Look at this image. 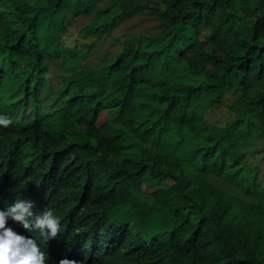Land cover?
<instances>
[{"label": "trees", "instance_id": "obj_1", "mask_svg": "<svg viewBox=\"0 0 264 264\" xmlns=\"http://www.w3.org/2000/svg\"><path fill=\"white\" fill-rule=\"evenodd\" d=\"M116 5L125 16H157L166 45L155 54L146 44L154 37L130 35L115 58L89 68L109 67L110 84L105 69L94 77L73 65V81L56 87L53 59L77 51L64 44L68 21L93 14L83 32L98 41L111 35ZM173 51L205 73L159 85L156 98ZM234 88L236 117L205 120ZM31 96L33 121L0 137V202L45 206L47 264H264V183L242 149L264 137V0H0V118ZM190 133L224 138V161L194 163ZM133 144L135 159L125 156ZM143 190L154 211L136 195ZM128 200L136 216L121 222L114 210Z\"/></svg>", "mask_w": 264, "mask_h": 264}, {"label": "rangeland", "instance_id": "obj_2", "mask_svg": "<svg viewBox=\"0 0 264 264\" xmlns=\"http://www.w3.org/2000/svg\"><path fill=\"white\" fill-rule=\"evenodd\" d=\"M117 8L118 7H115L112 10H115ZM123 18L126 19L120 20L118 25L115 26L114 30L112 31V33L116 37L121 39V41L130 35H145L147 37H154L155 39L152 40L148 39V41H146V44L148 45L150 50L155 52V54L159 53L162 47L166 45L165 41L159 36L160 23L157 16L147 11L146 12L141 11L131 16H124ZM90 19H91V15H81L75 17V22H73L70 25V30L64 33L63 40L65 42V46L77 47L80 49V51L69 52V55L72 57L62 56V54H60L58 57L53 59L54 61V66L52 67L53 73H50V75L52 82L56 87L61 84L60 82H58V75L61 73V69L58 66L59 64L58 61L60 60V58L68 59V63H67L68 68L71 65H79L80 62L82 61L83 68L89 69L92 64L95 66L100 65L104 57H112L115 55V52L117 51L116 48L119 47V43L117 41H114L112 36H106L105 35L106 33L103 35L104 36L103 40L96 41L95 43L92 42L93 39L95 38L94 36L84 35L83 29L86 27ZM192 37H193L192 31L185 32L180 35V39L183 41H188ZM92 44L94 45L92 46ZM86 46H89L92 49L101 47V49L99 50L98 53L92 54L86 50ZM53 50H55V48ZM58 51H62V48H59ZM173 52L174 53H172L173 55L170 57V63H168V67L164 77L161 79H157L156 80L157 85L152 89L151 95L156 98H160L159 85L165 82H174L177 81L178 79H186L193 82H197L199 79H201V77L205 73L204 71L202 72L191 71L186 65L185 61L180 57L179 52L178 51H173ZM8 59L11 63H15L12 58L9 57ZM110 75H111V71L110 68L108 67L105 77V84H110L109 83ZM10 78L14 81H18L19 84H25L24 80H19L18 78L12 76H10ZM44 84H51V81L47 80L44 82ZM145 86L146 85H143L142 87L145 88ZM235 90L236 88L230 91V93L224 98L225 100L224 105L210 108L205 115V120L217 126L227 125L229 121L233 120L236 117V113L230 109V104L233 101H235L236 98L238 97L237 93H235ZM144 94L145 92L142 93V97H145V99L142 100L146 102V104L151 105V98L145 96ZM34 105H35V101L32 96L29 97L28 100L21 99L13 107L14 115L16 117L24 115L30 122H32L35 116ZM190 135H191V143L189 145V149L193 151L192 156L194 158V163L209 162L215 165H220L224 161V153L226 147V140L224 138L217 136L216 138L212 139V142L218 141L219 147L215 154H210L212 150V142L210 143L209 139L203 140L197 134L190 133ZM242 149L246 153V158H247L246 163L250 166H257L259 168L257 169L259 171L258 175L260 180H263L264 183V160L262 159V155L264 153V137L252 138L250 141H248L246 144L242 146ZM140 152H141L140 147L137 144H133L127 149V151L125 152V156L129 158H137ZM249 180H250V175L244 172L241 175L240 182L248 186ZM233 187H234L233 185H230L227 188L231 189ZM148 192L152 194V192L148 190L147 191L143 190L142 192H138L137 195L141 201L149 203L152 207H154L153 209L154 211L156 207L155 206L156 198L154 195L152 197L146 194ZM116 215L118 216V218L122 219L121 222H123V220L134 221L136 216L130 201L117 207L114 210V216L117 219ZM160 220H162V218L157 216L156 218L151 219L148 225L152 226L157 221ZM142 232L144 233L145 231L142 230Z\"/></svg>", "mask_w": 264, "mask_h": 264}, {"label": "clouds", "instance_id": "obj_3", "mask_svg": "<svg viewBox=\"0 0 264 264\" xmlns=\"http://www.w3.org/2000/svg\"><path fill=\"white\" fill-rule=\"evenodd\" d=\"M115 7L118 8L112 10V14L113 17H115V19L110 26L111 32L114 30L115 26L118 25L120 20L126 19L123 18L125 15L122 14V9L118 5L112 7V9ZM141 11L146 12V10H141ZM92 17L93 14L91 15V18ZM90 21L91 19L89 20V22ZM73 22H75V18L68 21L67 32L70 30V25ZM64 33L65 32H62V36H64ZM110 36H115V35L111 33ZM103 39L104 37L101 40ZM92 42L94 43L96 42L95 38L93 39ZM118 43H119V47L116 48L117 51L115 52V55L107 58H113V57L115 58L118 55V53L122 49L121 39ZM72 48H75L77 51H80V49L77 47H72ZM100 49L101 47L92 49L89 46H86V50L92 54L98 53ZM58 63H59L58 66L61 69V73L58 75V82H60L61 86L64 87V85L67 83L68 80L73 81L72 79H68V78H70L72 75L76 76L75 74L76 69H74L75 65L74 66L71 65L68 68L67 66L68 59L60 58ZM79 65L80 68L83 69L82 61L80 62ZM53 66H54V62H52V67ZM91 66L96 67L93 64ZM104 69L105 68H96V69H85V70L94 71L93 75L94 77H97L103 72ZM105 70L107 71L108 69ZM51 73H53V70ZM66 97L68 96L66 95ZM28 123L31 122L24 115L16 117L13 111L12 116L8 118V120H3L2 118H0V137L1 136L7 137V136H13L19 134V131L17 129L20 127L25 128V126ZM131 159H135V158H131ZM213 179L219 183L222 182L220 176H215L213 177ZM137 194L138 193H136V195ZM146 194L153 197L152 194L149 193ZM129 201L130 200H128L127 202ZM44 207L45 206L40 205L38 209L35 205H33L27 200L19 203H13L9 201L0 202V264H47L48 263L47 256L42 254V251L39 249L40 245L43 242H45L44 233L40 229V225L45 221L44 209H43ZM77 264H88V263L82 262L81 259L77 257Z\"/></svg>", "mask_w": 264, "mask_h": 264}]
</instances>
